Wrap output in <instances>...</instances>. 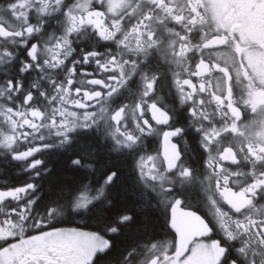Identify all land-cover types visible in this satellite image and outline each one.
I'll return each instance as SVG.
<instances>
[{
    "label": "snow or ice",
    "instance_id": "obj_1",
    "mask_svg": "<svg viewBox=\"0 0 264 264\" xmlns=\"http://www.w3.org/2000/svg\"><path fill=\"white\" fill-rule=\"evenodd\" d=\"M0 264H264V0H0Z\"/></svg>",
    "mask_w": 264,
    "mask_h": 264
},
{
    "label": "flooded vegetation",
    "instance_id": "obj_2",
    "mask_svg": "<svg viewBox=\"0 0 264 264\" xmlns=\"http://www.w3.org/2000/svg\"><path fill=\"white\" fill-rule=\"evenodd\" d=\"M88 222L86 221V220H84V221H76V222H74V224H72V225H68V226H76V225H79V226H81V228L83 229V230H89L88 228H85L84 227V225H86ZM169 239L171 238V237H168Z\"/></svg>",
    "mask_w": 264,
    "mask_h": 264
}]
</instances>
